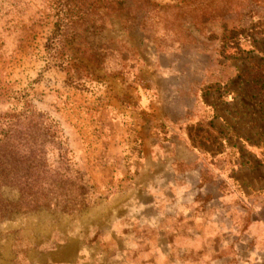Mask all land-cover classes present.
<instances>
[{
  "label": "rangeland",
  "instance_id": "374dc122",
  "mask_svg": "<svg viewBox=\"0 0 264 264\" xmlns=\"http://www.w3.org/2000/svg\"><path fill=\"white\" fill-rule=\"evenodd\" d=\"M8 124L0 264H264V0H0Z\"/></svg>",
  "mask_w": 264,
  "mask_h": 264
},
{
  "label": "trees",
  "instance_id": "16d2710c",
  "mask_svg": "<svg viewBox=\"0 0 264 264\" xmlns=\"http://www.w3.org/2000/svg\"><path fill=\"white\" fill-rule=\"evenodd\" d=\"M82 16V15H81ZM78 18L79 19V16H75V18ZM81 18H83V17H81ZM84 19V18H83ZM7 123H12L11 121L10 122H7ZM9 125H11V124H8V130L7 131H5V133L4 134H0V135H2L3 137H8V136H13L14 135V131L12 130V126H9ZM9 149H13V148H9Z\"/></svg>",
  "mask_w": 264,
  "mask_h": 264
},
{
  "label": "crops",
  "instance_id": "0c3cea01",
  "mask_svg": "<svg viewBox=\"0 0 264 264\" xmlns=\"http://www.w3.org/2000/svg\"><path fill=\"white\" fill-rule=\"evenodd\" d=\"M233 93H234V92H233ZM230 99H232V98H230ZM227 104H230V102H228ZM225 117H230L229 114H227V112L225 113V116H222V115H221V118H222V119H225ZM225 120L228 121V119H225Z\"/></svg>",
  "mask_w": 264,
  "mask_h": 264
}]
</instances>
